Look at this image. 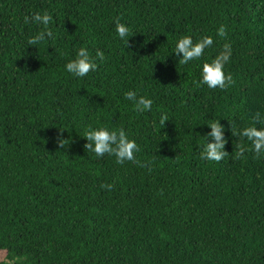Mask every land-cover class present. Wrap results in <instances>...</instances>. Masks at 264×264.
<instances>
[{"label": "trees", "instance_id": "1", "mask_svg": "<svg viewBox=\"0 0 264 264\" xmlns=\"http://www.w3.org/2000/svg\"><path fill=\"white\" fill-rule=\"evenodd\" d=\"M44 11L53 36L28 45L43 26L24 16ZM184 35L213 45L181 64ZM225 43L232 82L209 89L199 64ZM81 47L96 68L75 77L65 64ZM257 113L262 0H0V264H264V154L239 135ZM216 121L227 154L205 161ZM90 126L123 129L135 162L85 149Z\"/></svg>", "mask_w": 264, "mask_h": 264}, {"label": "clouds", "instance_id": "2", "mask_svg": "<svg viewBox=\"0 0 264 264\" xmlns=\"http://www.w3.org/2000/svg\"><path fill=\"white\" fill-rule=\"evenodd\" d=\"M264 3V0H262ZM53 17L47 11L32 12L30 17L24 16V23L29 22L38 26H43V31L38 32L34 37L27 41L28 45H37L45 39H50L53 33L48 29ZM115 32L117 36L124 42L125 46L128 44V39L131 36L130 29L118 19L115 21ZM217 35H224V28L221 26L217 30ZM213 45L211 36H201L197 40H193L191 36L184 35L176 40L173 51L178 55L181 64H188L193 60H200L204 54L205 49ZM231 46L225 43L221 51L211 57L202 61L199 64V83L206 85L209 89L220 88L223 89L232 82L230 75L225 74V65L228 63L231 56ZM95 56L101 60L104 59V53L97 49ZM96 64L92 59L89 51L81 47L75 54V58L69 60L65 64V69L68 73L75 77H84L89 71L95 70ZM126 98L133 102L135 108L139 112L150 111L153 101L145 96H138L135 91H128L125 94ZM167 118H162V123ZM210 132L204 134L205 143L200 152V159L205 161L219 162L224 158L227 152L224 150V139H222L223 128L218 121L207 123ZM264 116L257 113L253 125L243 128L239 135L251 142L252 150L257 154H264ZM83 137L87 143L84 148L89 152L95 154L96 157H102L105 154L115 156L117 163L125 161L135 162V153L139 150L135 140L130 139L123 129L110 130L105 126L88 127ZM208 137L214 138V142L209 141ZM62 139L57 137V142L60 147H63ZM243 152H237V155H242ZM101 187L111 188V185H101Z\"/></svg>", "mask_w": 264, "mask_h": 264}]
</instances>
